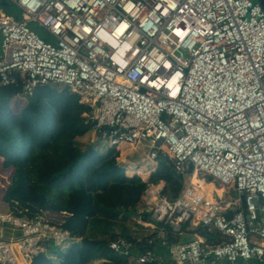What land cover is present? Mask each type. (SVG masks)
Instances as JSON below:
<instances>
[{
	"label": "built area",
	"instance_id": "2783aa9c",
	"mask_svg": "<svg viewBox=\"0 0 264 264\" xmlns=\"http://www.w3.org/2000/svg\"><path fill=\"white\" fill-rule=\"evenodd\" d=\"M10 1L22 15L0 3V87L19 75L24 94L47 83L68 88L122 165H135L130 155L147 146L152 172L167 155L184 176L175 198L164 181H148L139 202L154 219L144 224L146 241L118 236L109 246L131 264H264V4ZM123 146L133 151L123 156ZM196 169L232 184L239 198L206 193L189 176ZM25 212L0 209V264H34L73 237ZM187 227L210 234L177 240Z\"/></svg>",
	"mask_w": 264,
	"mask_h": 264
},
{
	"label": "trees",
	"instance_id": "16d2710c",
	"mask_svg": "<svg viewBox=\"0 0 264 264\" xmlns=\"http://www.w3.org/2000/svg\"><path fill=\"white\" fill-rule=\"evenodd\" d=\"M17 80L0 87V156L15 173L6 190V201L10 210L19 213L27 208L25 213L32 216L50 200L68 211L62 226L72 236L82 238L65 250L49 248L58 263L43 252L34 264H89L93 259H104L101 264H128V258L109 243L118 236L133 237L127 221L136 213L148 181L164 180L165 194L175 198L183 187L184 176L174 170L167 155L159 158L152 174L146 170L135 172L139 175L127 170L126 174L118 163L116 148L101 151L96 142L83 145L80 137L93 128L83 116L89 107L68 88L38 85L25 105L15 111L11 102L24 93L19 75ZM29 192L43 201L23 199L21 194ZM150 219L148 214L143 216L144 221ZM202 230L203 235L210 234ZM145 235L141 236L146 241Z\"/></svg>",
	"mask_w": 264,
	"mask_h": 264
},
{
	"label": "rangeland",
	"instance_id": "374dc122",
	"mask_svg": "<svg viewBox=\"0 0 264 264\" xmlns=\"http://www.w3.org/2000/svg\"><path fill=\"white\" fill-rule=\"evenodd\" d=\"M1 1L3 3L7 4L11 8V10L16 14V15H14V17L18 18L19 16L22 15L21 9L16 4L14 5V3L11 2L10 0H1ZM30 26H31V28H33L34 30L39 32V34L43 38L50 39V35L47 32V30L44 29V27H42L37 22H31ZM0 45H1V39H0ZM1 51H2V48L0 46V52ZM47 84L55 85L60 90L65 88L61 85H57L54 83H47ZM28 95L29 94H23V95L16 96L11 102L12 108L15 111H18L20 108H22V106H24L25 103L27 102ZM80 142L84 145V144H87L89 141L86 139H83L82 141L80 140ZM95 142L100 145L98 147L101 150H103V151L106 150V148H107L106 146L108 144L107 142H106L107 144H105V142H101V141L97 142V140ZM148 149L149 148L147 146H142L138 150H135L130 155L131 162L136 164V165H139V166L141 164L143 165L144 164L143 158L145 157L146 151H148ZM162 157H164V156H162ZM129 165H133V164L129 163ZM129 165H123V167L126 169V173H127V167ZM13 174H15L13 166H11L9 163H7L5 161V159L0 156V209L10 210V208H9L10 205L6 201L5 195H6L7 187L12 180ZM135 174H138V173H135ZM189 176L191 178L193 176V172ZM194 180H196L197 184H199L202 188H204L208 193H217L220 196L225 195V197L228 199L239 198V193L235 190V188L232 184H225L222 181L218 180L217 178H213L212 176H207V174H205L203 172H199L198 174H196ZM16 194H18V193L16 192ZM21 196L23 197V199H26L29 202H33L35 200L43 201L42 198H38V199L34 198L30 192L28 194H21ZM48 203L49 204H47L46 207L40 206L38 212H41L42 217L44 216L47 219L52 220L56 223H63L64 218L67 215L68 211L59 208V206H57L56 204H54L50 200L48 201ZM262 214L264 215V212H262ZM134 216H135V214H133V216L127 221V225L132 232L136 233V232H138L140 225H138V223L135 222L136 219L134 218ZM119 230L120 229L117 228V231H119ZM140 231H141V229H140ZM203 233H204V231L200 227H196V228L191 229V231H186L185 233L183 232L179 236V240L187 241V240H190L192 238H195L197 234L203 235ZM78 238H80V237H78ZM59 247L62 248V250H65L66 249L65 247H67V245L64 246V248L61 246H59ZM49 248H51V247H49ZM49 248H48V250H49ZM48 250L46 252L48 253V255H50L52 257V254ZM52 258L55 260L56 263H58L57 257L55 255H53ZM246 264H248V263H246Z\"/></svg>",
	"mask_w": 264,
	"mask_h": 264
},
{
	"label": "crops",
	"instance_id": "0c3cea01",
	"mask_svg": "<svg viewBox=\"0 0 264 264\" xmlns=\"http://www.w3.org/2000/svg\"><path fill=\"white\" fill-rule=\"evenodd\" d=\"M0 54H2V51L0 52ZM24 94V93H23ZM19 96V95H18ZM83 139H86V140H88L89 142H95L96 140H97V142L98 141H101V142H104V141H102V139L99 137V135L96 133V131L92 128V130L91 131H89V132H87L86 134H84L83 136H81L80 137V139L79 140H83ZM88 142V143H89ZM98 144V143H97ZM105 144H107L106 142H105ZM98 146H100L99 144H98ZM107 148H109V147H111V146H109L108 144H107V146H106ZM106 148V149H107ZM131 148V147H130ZM124 149V148H123ZM101 151H103V150H101ZM105 151V150H104ZM133 151V149L131 148V152ZM124 156V155H123ZM119 157V156H118ZM118 157H117V159H118ZM118 163L121 165V166H123L121 163H120V161L118 160ZM136 165V164H135ZM158 165H159V162H158ZM133 165H129L128 167H127V170H128V172H130V168L132 167ZM158 167V166H157ZM141 170H146V171H148L146 168L145 169H143V168H141V165L140 166H136V168H135V171L134 172H130V173H135V172H139V171H141ZM127 174V173H126ZM152 174V173H151ZM151 174H150V176H151ZM134 175V174H133ZM150 176H149V178H150ZM147 180H149V179H147ZM161 181H164V180H161ZM164 184H166V182L164 181L163 182ZM27 209V208H26ZM3 210H5V209H3ZM13 211V210H12ZM136 213H135V216H134V218L136 219L135 220V222H137L138 223V225H140V228H139V230H138V232H132L131 230V234L133 235V237L135 238V237H138V236H141V235H143L144 233L145 234H147V233H149L150 231H151V229H149V228H146L145 226H144V224L145 223H154V219H153V217H152V215L153 214H151V212H149L148 210H145V209H141V207H140V205L138 204V206H137V208H136ZM146 214H148V216H150V220L151 221H144L143 220V216L144 215H146ZM140 229H141V231H140ZM186 231H191V229L190 228H185V230H184V233L186 232ZM180 235H178V237H179ZM123 237V236H122ZM125 237V236H124ZM132 237V238H133ZM127 238V237H126ZM132 238H129V239H132ZM193 239V238H192ZM81 240H82V238L80 237V238H78V237H72L70 240H69V243L67 244V247H65V248H68L73 242H81ZM60 248V247H59ZM62 249V248H61ZM156 251L158 252L159 251V253L160 254H162V255H164L165 256V258H166V250L165 249H163V248H161V247H159V248H156ZM53 257V256H52ZM103 260L104 259H93L89 264H101L102 262H103ZM128 264H131L130 263V260L128 259Z\"/></svg>",
	"mask_w": 264,
	"mask_h": 264
},
{
	"label": "bare ground",
	"instance_id": "6f19581e",
	"mask_svg": "<svg viewBox=\"0 0 264 264\" xmlns=\"http://www.w3.org/2000/svg\"><path fill=\"white\" fill-rule=\"evenodd\" d=\"M122 148H124L123 149V155H125V154H127V153H130V152H125V149L126 148H129V147H126V146H123ZM135 168H136V166L135 165H133L131 168H130V172H134L135 171ZM141 168H143V169H147L148 171H151L152 172V170L154 169V166H152V167H148L147 165H145V164H143V165H141ZM190 168V167H189ZM199 172H202L200 169H196V170H194L193 171V176H192V180L195 182V184H197V182H196V180H194V178H195V175L196 174H198ZM197 185H199V184H197ZM200 186V185H199ZM203 190L206 192V193H208L204 188H203ZM225 196V195H224Z\"/></svg>",
	"mask_w": 264,
	"mask_h": 264
},
{
	"label": "water",
	"instance_id": "95a60500",
	"mask_svg": "<svg viewBox=\"0 0 264 264\" xmlns=\"http://www.w3.org/2000/svg\"><path fill=\"white\" fill-rule=\"evenodd\" d=\"M259 1H261L264 4V0H259Z\"/></svg>",
	"mask_w": 264,
	"mask_h": 264
}]
</instances>
